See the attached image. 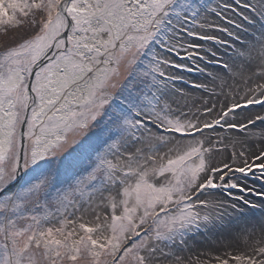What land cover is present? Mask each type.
Masks as SVG:
<instances>
[{
    "label": "snow or ice",
    "instance_id": "6c2138e0",
    "mask_svg": "<svg viewBox=\"0 0 264 264\" xmlns=\"http://www.w3.org/2000/svg\"><path fill=\"white\" fill-rule=\"evenodd\" d=\"M256 5L0 0V25L19 24L20 14L35 28L0 54V264H37L38 252L47 264L84 255L91 264H264V221L242 250L208 260L175 254L221 209L256 206L233 190L264 196L244 182L257 171L264 179V114L237 118L264 108V32L233 43L253 22L240 9L264 15V0ZM228 48L224 61L219 49ZM197 60L222 65L231 83L214 77L218 94L173 108L167 93H184L171 69L203 71ZM225 139L232 151L217 166ZM217 189L230 200H217Z\"/></svg>",
    "mask_w": 264,
    "mask_h": 264
},
{
    "label": "rangeland",
    "instance_id": "374dc122",
    "mask_svg": "<svg viewBox=\"0 0 264 264\" xmlns=\"http://www.w3.org/2000/svg\"><path fill=\"white\" fill-rule=\"evenodd\" d=\"M243 2L253 3L254 6H257L256 0H243ZM240 10L247 14L253 22H243L244 30L239 32L241 40L233 41L235 47L237 48H239L242 43L247 44L256 41L260 37L261 32H264V15L253 13L247 8ZM258 11H264V9L258 8ZM236 18L239 19V17ZM17 19L20 21L19 24L23 26L32 25L31 27L34 28V25L32 24L33 17L31 15L28 17H24L20 14H17ZM36 19L38 20L39 17L37 16ZM210 19H214V17H210ZM210 34L220 35L219 33L215 32ZM227 39L231 40V38ZM194 42L203 44L206 49L212 48L213 50H217L219 47L212 44V42L198 40ZM5 50L0 49V54H2ZM225 53H227V55ZM183 54L184 53L182 51L181 55ZM218 54L222 60L227 61L232 53L231 49L228 48L219 49ZM173 59L177 63H185L188 64L189 67H193L191 61H182L179 56L173 57ZM211 59L213 58L208 55V60ZM197 63L200 64V67L203 69V71L189 72L182 69H171L174 74L181 77V79L175 81V89L184 93L183 97L174 90H170L167 93L165 98L172 104L173 108L180 107L182 110H186V108L184 107L185 103H187V105L189 106L193 104L199 105L201 99H209L211 97H214L215 94H218L220 92V88L217 86L219 81L215 80L214 77H223L224 79H228L229 83H231V80L227 75L228 70L224 69L222 65L207 63L206 61L199 60H197ZM252 70L254 71L255 68H253ZM194 84H201L205 85L206 87L196 88L193 87ZM223 102V96H220L219 103ZM231 102L233 101H229V103ZM256 114H264V108H261V106L259 105L249 106L248 108L244 109L241 115L238 117L252 116ZM257 127H260V125H258ZM218 132L224 137H232L231 132ZM205 134L207 135L208 133L206 132ZM230 145L231 140L225 139L224 145L221 146L223 150L213 156V163L215 165L218 166L221 164V162H228V151H232ZM172 146L173 145H169L168 147ZM161 151H167V148H163L161 149ZM224 153H226L225 156ZM244 182L247 184L246 181ZM248 187L253 188L249 185ZM262 189L264 190V188ZM212 193L215 195V198L217 200H230V198L226 197V195L223 194L219 189L212 190ZM233 194L238 196L244 195L245 193L242 194L238 190H233ZM247 196L250 199L249 200L247 198L251 202V204L256 205L255 207L244 205L242 202H240L238 203L237 210H232L231 208H228L227 210L221 209L220 211L224 213L222 219L214 221L212 224L208 225L207 228H202L199 232L190 234L187 244L185 246L177 248L175 250V254L182 257L186 261L189 259L195 260L197 258L208 260L210 257L223 255V253L226 251L234 252L238 249H244V237L247 236L250 232L254 234V238L258 239L260 236L259 224L261 221H264V211L260 202H257L256 195L247 193L246 197ZM209 198L210 196L208 192H205L204 195L201 196V199ZM76 215L80 216L81 214L77 212ZM69 219H74V217H69ZM85 219L91 221L92 216H86ZM53 223H55V221H53ZM36 259L37 264H47L46 260H44L39 252L37 253ZM91 260L92 258L90 256L84 255L78 260L77 264H91ZM212 264H214V261L212 262Z\"/></svg>",
    "mask_w": 264,
    "mask_h": 264
},
{
    "label": "trees",
    "instance_id": "16d2710c",
    "mask_svg": "<svg viewBox=\"0 0 264 264\" xmlns=\"http://www.w3.org/2000/svg\"><path fill=\"white\" fill-rule=\"evenodd\" d=\"M31 26L32 25L23 26L21 24L0 26V49L5 50L13 47L23 39L32 36L35 28Z\"/></svg>",
    "mask_w": 264,
    "mask_h": 264
},
{
    "label": "bare ground",
    "instance_id": "6f19581e",
    "mask_svg": "<svg viewBox=\"0 0 264 264\" xmlns=\"http://www.w3.org/2000/svg\"><path fill=\"white\" fill-rule=\"evenodd\" d=\"M248 113V112H247ZM239 118H242V117H238ZM259 125V124H258ZM257 125V126H258ZM259 128V127H258ZM218 131H221L220 129H217V132ZM231 135L232 137L236 136L237 133L235 132H231ZM259 148V144L257 143L255 145V147L252 149V150H257ZM230 154H231V151H228V156L227 158L230 157ZM226 155V153H224V156ZM229 161V159L227 160ZM219 166V165H218ZM260 172H256L255 176H252V175H249L248 178L246 179V182H247V185L253 187L252 189H256L255 191H259V192H263L264 193V190L262 188H264V179H260ZM257 187V188H256ZM238 193V192H237ZM244 194V193H242ZM246 194L245 193V198L247 199L248 196L246 197ZM257 198V202H260V204L262 205V208H263V211H264V196H256ZM249 199V198H248ZM250 200V199H249ZM256 202V201H255Z\"/></svg>",
    "mask_w": 264,
    "mask_h": 264
}]
</instances>
